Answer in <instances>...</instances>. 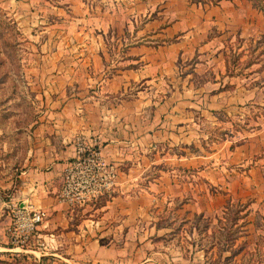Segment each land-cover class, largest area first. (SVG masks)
<instances>
[{
    "label": "rangeland",
    "instance_id": "1",
    "mask_svg": "<svg viewBox=\"0 0 264 264\" xmlns=\"http://www.w3.org/2000/svg\"><path fill=\"white\" fill-rule=\"evenodd\" d=\"M19 1L0 0V184L4 186L11 180L10 187L0 186V198L8 201L12 198L9 196L11 192L20 185L22 170L37 156L35 151L39 147L46 148L48 165L55 158V152L64 150L72 142L76 147V142L80 138L99 150L98 144L81 135L75 134L74 139L70 138V128L60 123L62 119L65 120L62 110L66 108V103L78 97L76 94L73 97L69 96L78 92L80 81L70 80V74L45 72V69L50 67L51 70H58L54 64L71 65L74 60L71 56L75 49L70 52L71 48H67L68 43L65 42L67 38L56 36L59 33L61 35L60 30L63 27L50 28L52 26L46 23L54 21V18L64 13L71 15V8L68 9L65 4L52 0L51 3L56 7L50 12V5L46 4L45 10V4L38 3L42 10L37 4L29 9V6L20 4ZM219 1L85 0L89 3L88 10L81 17L108 20L110 27L104 31L97 28L93 32L91 26L80 25V32L84 34L88 31L97 35L99 47L108 49V63L110 61L111 65H117V68L128 46L160 45L168 47L172 52L175 51L174 62L178 73L176 78L183 79L186 71L198 67V71L204 73L208 69L209 74H206L205 78L214 80L218 75L214 74L211 68L215 67L218 71L217 68L221 66L225 67L226 74L239 77L247 74L246 68L252 69L253 72H257L254 75L256 78L254 82L264 80V73H260L264 71V39L243 41L237 36H225L221 40L208 43L206 42L208 33L199 34V21L200 18H204L202 9L214 8ZM250 1L254 8L262 12L254 6L252 0ZM261 3L264 4L263 1ZM212 20L214 21V16ZM213 30L215 28L210 31V35L216 34ZM120 37L122 39L125 37V40L119 41ZM176 42L180 45H176ZM186 43L189 45L188 48L185 47ZM79 44L80 48H86L84 43ZM92 44L96 43L92 41ZM204 52H210L209 56L200 58ZM193 78L194 82L201 80L194 76L190 79ZM72 81L75 84L64 83ZM175 81L176 79L173 83ZM169 92L168 87L164 86L160 88L158 94L161 96ZM156 100H159V97ZM79 107L82 111L78 114L84 116L87 111L85 112L82 106ZM146 107L147 112L144 114L153 113L154 104L149 103ZM74 114L76 115L75 112ZM197 114L198 112L195 113L196 121L199 117ZM236 114H238L236 117L223 118L218 116H223L222 111L213 106L207 107V122L201 126L202 130L204 128L209 133L201 142L205 150L210 152V147L218 144L219 140L224 138V133H228L232 128H247L248 124L251 127L256 126L259 119L264 116V105L255 103L240 105ZM165 144L158 145L153 151H147L150 155V152L154 153L157 150L158 161L149 166L147 172L136 181L137 185H133L129 190L131 196L139 197L138 207L130 220L123 224L115 210L107 217L100 218L109 208L91 211L94 214L90 217L95 221L93 225L96 230L84 234L85 237H95L100 246L122 245L124 237L128 243L126 255H122V251L120 257L112 255L111 258L102 261L91 260L90 264H173L172 258L180 256L200 259L205 264H264V218L261 219L258 213L254 215L249 213L248 211L252 209L247 208V202L230 201L223 187L210 186L208 183L206 187L198 186L197 181L201 176L193 170L184 172L177 170L172 176L179 184L187 178L192 182V186L187 187L185 193L187 196L183 200L169 198L170 193L159 190L154 185V178L159 175H170L166 171L171 166L168 157L171 156L172 159L180 153L177 151L181 149L178 146ZM112 166L118 176L117 167ZM63 184L62 174L57 200L74 212H80V208L89 205L104 204L116 187L95 199L76 205L60 198L59 193ZM215 189L219 192L217 196L221 198L218 201L210 200L213 206L211 212L205 213L204 216L184 212L182 205L184 201L194 200L195 193L204 192L203 190L210 193L213 191L211 194L217 193ZM100 197L103 199L99 202ZM127 226L131 227L132 234L124 233L129 229ZM113 230L118 232L119 236H115ZM105 231L107 232L103 233ZM85 247L83 246V252L77 250L76 253H72V257L65 254L72 258L73 261L70 262L55 254L39 257L19 253L0 258V264H52L54 261V264H61L57 261L60 259L64 264L82 262L87 264V254L83 253H89V249Z\"/></svg>",
    "mask_w": 264,
    "mask_h": 264
},
{
    "label": "crops",
    "instance_id": "2",
    "mask_svg": "<svg viewBox=\"0 0 264 264\" xmlns=\"http://www.w3.org/2000/svg\"><path fill=\"white\" fill-rule=\"evenodd\" d=\"M51 1L20 0L18 3L29 6V9L34 7V4L40 8L38 3L45 4V10L47 4L51 6V12L56 7ZM57 1L65 4L68 9L71 8V15L64 13L54 18V21L46 23L52 26L50 28L63 27L60 30L61 35L59 33L56 36L67 38L65 39L68 43L67 48H71L70 52L75 49L71 56L74 60L71 65L54 64L58 70H51L50 67L46 68L45 72L70 74V80L80 81L78 92L69 96L73 97L76 94L78 97L66 103V108L62 110L65 120L62 119L60 123L70 128V138L74 139L77 134L98 144L104 161L118 169L116 187L104 204L101 202L99 206L89 205L80 208V212L69 210L67 205L57 200L56 195L61 184L62 169L67 160L76 153L75 144L72 142L64 150L55 152V158H52L49 165L46 160V148L39 147L35 151L37 156L22 170L20 185L9 195L12 197L10 201L0 198V258L19 253L39 257L55 254L70 262L73 261L72 253H76L77 250L83 252V246L89 249V253H83L87 254V264H90L91 260L102 261L111 258L112 255L120 257L122 251V255H126L128 242L125 237L122 245L115 246H100L95 237H85L84 234L96 230L93 225L95 221L90 216L94 211L109 208L100 218L107 217L115 210L123 224L130 220L138 207L139 197L131 196L129 190L133 185H137L136 181L147 172L148 167L158 161L157 150L154 153L150 152L151 156L147 151H153L158 145L165 143L178 146L181 149L177 151L183 153L175 155L172 159L169 155L171 166L166 171L170 175H159L153 179L159 190L170 193L169 198L183 200L187 196L185 193L189 186H192L191 180L187 178L179 184L172 176L177 170L183 172L193 170L201 176L198 177V186L206 187L208 183L210 186L223 187L227 199L232 202H247V208L252 209L248 212L253 215L258 213L257 215L263 219L264 116L254 127L248 124L247 128H232L228 133L225 132L224 138L210 147V152L201 145L209 134L204 128L201 129L207 122V107L213 106L222 111L223 116H218L225 118L236 117L240 105L247 103L264 105V80L254 82L256 80L254 75L257 72L246 68L247 74L239 77L226 74L225 67L220 66L217 68L221 74L219 75L213 67L211 71L218 76H215L214 80H209L205 78L206 74H209L208 69L204 73L198 71V67H194L185 72L183 79L176 78L175 51L172 52L168 47L160 45L143 44L128 46L117 68V65H111L110 61L108 63V49L99 47V39L93 33L97 28L104 31L110 27L109 21L95 17L82 18L81 15L88 10L89 3L85 0ZM202 14L204 18H200L198 31L199 34L208 33L206 36L208 43L221 40L225 36H237L243 41L264 39V14L254 8L250 0H220L214 8L202 9ZM80 25L91 26L93 32L81 34ZM213 28L216 34L210 35ZM124 38L120 37L118 40L123 41ZM197 39L199 40L198 36ZM92 41L96 44L93 45ZM80 42L84 43L86 48H80ZM176 45H180L179 42H176ZM185 47L188 48L189 45L186 43ZM209 54L210 52H204L199 57L206 58ZM260 73L263 74L264 71ZM193 76L201 80L194 82V78L190 79ZM64 83L75 84L73 81ZM164 86L168 87L170 92L160 96L159 90ZM156 95L159 100H156ZM149 103L155 105L153 113L144 114ZM79 106L87 111L84 116L78 114L82 111ZM197 112L199 117L196 121ZM0 186L10 187L11 180ZM203 191L195 193L194 200L183 202L184 212L204 216L205 213L212 211L210 200L218 201L221 198L217 196L219 192L216 190L217 193L211 194L213 191L211 193ZM102 199L100 197L98 201ZM14 202L20 205L31 203L44 208L47 213L24 247H11L6 237V228L10 222L9 208ZM127 228L129 229L124 233L132 234L131 227ZM114 230L113 234L119 236ZM135 230L134 228V235ZM62 259L57 261L64 264ZM172 260L173 264H205L200 259H187L181 256ZM54 263L55 261L52 264Z\"/></svg>",
    "mask_w": 264,
    "mask_h": 264
},
{
    "label": "built area",
    "instance_id": "3",
    "mask_svg": "<svg viewBox=\"0 0 264 264\" xmlns=\"http://www.w3.org/2000/svg\"><path fill=\"white\" fill-rule=\"evenodd\" d=\"M64 184L59 196L71 204L86 203L110 192L116 185V169L107 164L99 150L83 139L76 142V153L67 161L62 172ZM10 222L6 237L11 247H24L33 237L37 226L46 218L45 209L31 203L10 204Z\"/></svg>",
    "mask_w": 264,
    "mask_h": 264
},
{
    "label": "trees",
    "instance_id": "4",
    "mask_svg": "<svg viewBox=\"0 0 264 264\" xmlns=\"http://www.w3.org/2000/svg\"><path fill=\"white\" fill-rule=\"evenodd\" d=\"M218 1V0H217ZM252 2H253V4H254V6H256L258 9H260L263 13H264V4L263 3H261L262 1H260V2H255V1H253L252 0Z\"/></svg>",
    "mask_w": 264,
    "mask_h": 264
}]
</instances>
